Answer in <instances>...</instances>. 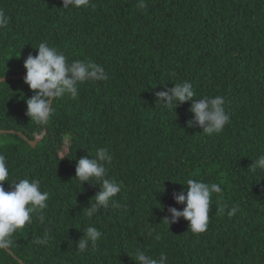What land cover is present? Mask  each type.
<instances>
[{
    "label": "trees",
    "instance_id": "1",
    "mask_svg": "<svg viewBox=\"0 0 264 264\" xmlns=\"http://www.w3.org/2000/svg\"><path fill=\"white\" fill-rule=\"evenodd\" d=\"M28 73L0 264H264V0H0V79Z\"/></svg>",
    "mask_w": 264,
    "mask_h": 264
},
{
    "label": "water",
    "instance_id": "2",
    "mask_svg": "<svg viewBox=\"0 0 264 264\" xmlns=\"http://www.w3.org/2000/svg\"><path fill=\"white\" fill-rule=\"evenodd\" d=\"M27 77H35L37 79H40V80H44L42 76H37L35 74H31V73H28V74H24V75H20V76H12V77H7V78H2L0 79V83L1 82H5V81H10V80H18V79H23V78H27ZM49 110V108L46 110V112ZM5 131H0V135L4 134ZM43 137L42 136H39L36 138V140L34 142H31L32 145H35V143L39 140H41Z\"/></svg>",
    "mask_w": 264,
    "mask_h": 264
},
{
    "label": "rangeland",
    "instance_id": "3",
    "mask_svg": "<svg viewBox=\"0 0 264 264\" xmlns=\"http://www.w3.org/2000/svg\"><path fill=\"white\" fill-rule=\"evenodd\" d=\"M12 141V136L9 135H0V146L5 142Z\"/></svg>",
    "mask_w": 264,
    "mask_h": 264
}]
</instances>
